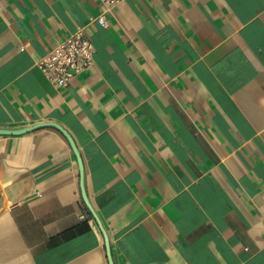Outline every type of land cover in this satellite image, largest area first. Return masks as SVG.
Here are the masks:
<instances>
[{
    "label": "crops",
    "instance_id": "obj_1",
    "mask_svg": "<svg viewBox=\"0 0 264 264\" xmlns=\"http://www.w3.org/2000/svg\"><path fill=\"white\" fill-rule=\"evenodd\" d=\"M0 0V129L73 140L113 264H264V0ZM84 29L66 87L37 63ZM0 264H109L55 127L0 136Z\"/></svg>",
    "mask_w": 264,
    "mask_h": 264
},
{
    "label": "built area",
    "instance_id": "obj_2",
    "mask_svg": "<svg viewBox=\"0 0 264 264\" xmlns=\"http://www.w3.org/2000/svg\"><path fill=\"white\" fill-rule=\"evenodd\" d=\"M103 8V13L96 19L105 27V14L111 12L124 0H97ZM93 63V46L85 35L84 29L79 28L69 37L61 40L37 63V68L52 85L62 88L86 71Z\"/></svg>",
    "mask_w": 264,
    "mask_h": 264
},
{
    "label": "water",
    "instance_id": "obj_3",
    "mask_svg": "<svg viewBox=\"0 0 264 264\" xmlns=\"http://www.w3.org/2000/svg\"><path fill=\"white\" fill-rule=\"evenodd\" d=\"M41 127H55L58 130H60L65 135V137L67 138V140H68V142H69V144H70V146H71V148H72V150H73V152H74V154H75V156L77 158V162H78V166H79V172H80V177H81V193H82L83 200H84L87 208L89 209V211L93 215L94 219L96 220V222H97L102 234L104 235L105 246H106V251H107V258H108L109 264H113L107 236H106V234H105V232L103 230L101 221L99 220L98 216L96 215V213L94 212L93 208L91 207V205H90V203H89V201L87 199L86 193H85V189H84V185H83V164H82V160H81V158L79 156V152H78L73 140L71 139V137L59 125H57L55 123H51V122L39 123V124H35L34 126L27 127V128H22V129H19V130L0 129V136H3V135H10V136L22 135V134L31 132V131L36 130V129L41 128Z\"/></svg>",
    "mask_w": 264,
    "mask_h": 264
}]
</instances>
